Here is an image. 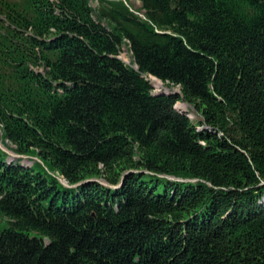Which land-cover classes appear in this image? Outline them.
I'll return each instance as SVG.
<instances>
[{"label": "trees", "instance_id": "obj_1", "mask_svg": "<svg viewBox=\"0 0 264 264\" xmlns=\"http://www.w3.org/2000/svg\"><path fill=\"white\" fill-rule=\"evenodd\" d=\"M130 1L0 0V264H264V0Z\"/></svg>", "mask_w": 264, "mask_h": 264}, {"label": "rangeland", "instance_id": "obj_2", "mask_svg": "<svg viewBox=\"0 0 264 264\" xmlns=\"http://www.w3.org/2000/svg\"><path fill=\"white\" fill-rule=\"evenodd\" d=\"M91 4H92L93 6H96V5H97V0H91ZM130 4L132 5L133 9H139V8H141V6H142V3H141L140 0H131V1H130ZM122 58H123V60H125V61L128 62V63L130 62V59H131V57H130V53H129V51L127 50L126 47H125L124 50H123ZM159 82H160L159 79H155V78H153V80H152V83H153L154 85L157 84V83L159 84ZM154 88H155L156 90H159V91H160V90H166V89L169 88V87L166 86V85H164L163 83H161V86H159V87L154 86ZM170 90L178 91L177 88H170ZM179 103H180V104H179ZM179 103L177 104V107H178L179 109H181V110H185V109H186V111L189 112V114H190L194 119H200V118H201V116L198 114V112H197L194 108H192L190 105H186L185 102H179ZM179 106H181V108H180ZM0 140H2L1 127H0ZM24 158H25V159H24V162L27 163V164H29V165H32V164L34 163V161L37 160L36 157H34V158H31V157H24ZM44 168H46V167L44 166ZM7 225H8V223H7L6 221H0V227H1V228L6 227Z\"/></svg>", "mask_w": 264, "mask_h": 264}, {"label": "water", "instance_id": "obj_3", "mask_svg": "<svg viewBox=\"0 0 264 264\" xmlns=\"http://www.w3.org/2000/svg\"><path fill=\"white\" fill-rule=\"evenodd\" d=\"M161 83H162V81L160 80V82H159V86H161ZM152 85H153V87H154V86L159 87L157 84L154 85V84L152 83ZM157 91H159V90H157ZM160 91H171L172 93H177V92H179V91H175V90H170L169 88H167L166 90H160ZM185 104L189 105L188 103H185ZM185 111H186V109H185ZM0 148H1L2 150L6 151L7 153H9L10 155H13V156L17 157V154H16L13 150H10V149L7 147V145H5V144L2 142V140H0ZM61 180H62V182H63L65 185H67V182H66L65 180H63V179H61Z\"/></svg>", "mask_w": 264, "mask_h": 264}, {"label": "bare ground", "instance_id": "obj_4", "mask_svg": "<svg viewBox=\"0 0 264 264\" xmlns=\"http://www.w3.org/2000/svg\"><path fill=\"white\" fill-rule=\"evenodd\" d=\"M157 85L159 86V84L157 83ZM180 104V103H179ZM187 105V104H186Z\"/></svg>", "mask_w": 264, "mask_h": 264}]
</instances>
